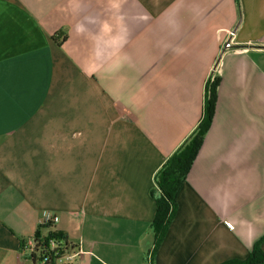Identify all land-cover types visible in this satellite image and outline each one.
Returning <instances> with one entry per match:
<instances>
[{"label":"crops","instance_id":"1","mask_svg":"<svg viewBox=\"0 0 264 264\" xmlns=\"http://www.w3.org/2000/svg\"><path fill=\"white\" fill-rule=\"evenodd\" d=\"M214 84L151 256L153 175ZM43 210L76 245L60 264L245 258L264 236V0H0V264H32Z\"/></svg>","mask_w":264,"mask_h":264},{"label":"trees","instance_id":"2","mask_svg":"<svg viewBox=\"0 0 264 264\" xmlns=\"http://www.w3.org/2000/svg\"><path fill=\"white\" fill-rule=\"evenodd\" d=\"M215 87L216 84L212 85L210 95L205 96L202 116L197 126L153 175L152 196L155 202V213L151 221L153 233L151 256L156 252L167 232L175 214L178 190L185 180L204 135L211 125L215 103ZM38 227L33 235L36 244L29 260L32 264H60L58 258L67 251L74 249L76 245L59 231H49L42 234L40 228L50 227V225H39ZM263 241L264 236L257 239L245 258H231L218 264H264V252L261 249ZM23 242L21 241V244ZM43 259L46 260L42 262Z\"/></svg>","mask_w":264,"mask_h":264},{"label":"built area","instance_id":"3","mask_svg":"<svg viewBox=\"0 0 264 264\" xmlns=\"http://www.w3.org/2000/svg\"><path fill=\"white\" fill-rule=\"evenodd\" d=\"M235 38V34H234V30H230L227 33V37L225 39V41L222 44V48H221V54L223 53V51L227 50V49H238L236 42L234 41ZM211 76H209L207 78V81L211 80ZM59 220V217L48 210H43L40 214V219H39V225H50L53 226L54 224H56ZM227 227H229L228 224H226ZM36 242L33 236L29 237L28 239H26L22 244H21V252L23 254H26V257L29 259L30 254L33 252V248L35 246ZM78 252L73 251V249L67 251L64 255H62L60 258H58V263H62V262H66V261H70L72 260ZM46 259H43L42 262H44Z\"/></svg>","mask_w":264,"mask_h":264}]
</instances>
